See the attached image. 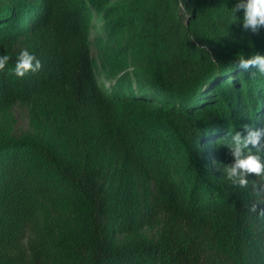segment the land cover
Instances as JSON below:
<instances>
[{
    "label": "trees",
    "instance_id": "obj_1",
    "mask_svg": "<svg viewBox=\"0 0 264 264\" xmlns=\"http://www.w3.org/2000/svg\"><path fill=\"white\" fill-rule=\"evenodd\" d=\"M236 2L0 4V114L46 97L50 127L46 141L0 137V264H264V219L249 211L264 209L262 181L223 173L228 133L264 128V77L233 65L264 55V29L233 23ZM21 50L42 63L23 78L9 72Z\"/></svg>",
    "mask_w": 264,
    "mask_h": 264
},
{
    "label": "clouds",
    "instance_id": "obj_2",
    "mask_svg": "<svg viewBox=\"0 0 264 264\" xmlns=\"http://www.w3.org/2000/svg\"><path fill=\"white\" fill-rule=\"evenodd\" d=\"M233 23L239 22L242 31L259 34L264 29V0H237L231 9ZM242 13V19L237 14ZM11 57L7 54L0 55V71H3ZM234 68L247 70L251 67L257 71L251 73L252 79L264 77V55L259 53L245 58L243 53L237 54ZM42 63L28 50H21L17 56L14 68L9 72L16 77L23 78L28 73H37ZM243 131L228 133L229 139L224 146L228 148L232 162L224 165L223 173L232 186L241 189L249 187L250 175L261 179V183L253 184L258 196L264 195V128L254 129L252 125L242 126ZM259 202H253L249 211L257 213L264 219V209L258 210Z\"/></svg>",
    "mask_w": 264,
    "mask_h": 264
},
{
    "label": "rangeland",
    "instance_id": "obj_3",
    "mask_svg": "<svg viewBox=\"0 0 264 264\" xmlns=\"http://www.w3.org/2000/svg\"><path fill=\"white\" fill-rule=\"evenodd\" d=\"M13 1L15 0H0V4L8 5ZM91 24L90 38L92 55L94 56L99 75H103L105 66L102 64V60L99 56V48L95 43V37L99 35V24L95 19L91 21ZM19 47L20 46H18L17 49H19ZM106 85H108V82H106ZM48 101L46 97H42L37 100L35 105L30 102H20L2 112L0 114V137L4 139L27 137L46 141L47 135H49L50 132V127L44 116V108L48 105ZM37 114L40 115L39 118L36 117ZM56 131L62 133L61 128L56 129ZM59 213L61 215V221L72 220V215L68 207H62ZM157 228V226H145L138 230L136 234L140 233L154 237L157 234ZM128 236L129 235H124L123 239L128 238Z\"/></svg>",
    "mask_w": 264,
    "mask_h": 264
}]
</instances>
